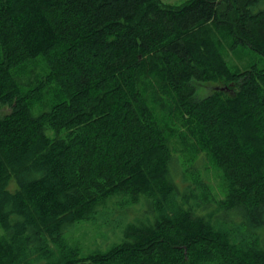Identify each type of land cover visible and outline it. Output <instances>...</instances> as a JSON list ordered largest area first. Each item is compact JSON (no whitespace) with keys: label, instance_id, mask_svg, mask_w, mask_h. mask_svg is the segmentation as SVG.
Masks as SVG:
<instances>
[{"label":"trees","instance_id":"obj_1","mask_svg":"<svg viewBox=\"0 0 264 264\" xmlns=\"http://www.w3.org/2000/svg\"><path fill=\"white\" fill-rule=\"evenodd\" d=\"M239 47L264 57V0H0V264H264V68ZM142 202L108 250L68 235Z\"/></svg>","mask_w":264,"mask_h":264},{"label":"rangeland","instance_id":"obj_2","mask_svg":"<svg viewBox=\"0 0 264 264\" xmlns=\"http://www.w3.org/2000/svg\"><path fill=\"white\" fill-rule=\"evenodd\" d=\"M165 4L174 6L181 5L187 0H161ZM225 57L229 65L234 69L245 70L252 65H257L259 68H264V57L259 53L247 47H239L236 50H225ZM212 87H200L197 92V97L203 98L208 93L212 92ZM9 108L0 106V114L9 113ZM38 113V111L36 112ZM210 181L215 186L216 191L220 192L222 188V180H217V174L210 175ZM117 211L107 209L106 213L102 215L96 224L81 223L70 229L71 238L86 243L83 246L84 253H88L95 249L108 250L113 245L121 243L124 240V231L127 226L144 218L148 213L146 210L148 206L145 202L137 205H116ZM4 234V230L0 226V236Z\"/></svg>","mask_w":264,"mask_h":264},{"label":"water","instance_id":"obj_3","mask_svg":"<svg viewBox=\"0 0 264 264\" xmlns=\"http://www.w3.org/2000/svg\"><path fill=\"white\" fill-rule=\"evenodd\" d=\"M216 90L228 91V90H230V88H228V87H217Z\"/></svg>","mask_w":264,"mask_h":264}]
</instances>
